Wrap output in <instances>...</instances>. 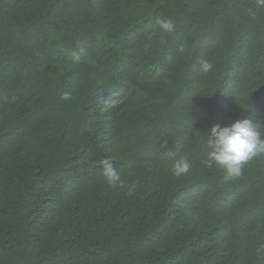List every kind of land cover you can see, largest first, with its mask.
<instances>
[{
	"label": "trees",
	"instance_id": "obj_1",
	"mask_svg": "<svg viewBox=\"0 0 264 264\" xmlns=\"http://www.w3.org/2000/svg\"><path fill=\"white\" fill-rule=\"evenodd\" d=\"M241 117L264 138L257 0H0V264H264V153L202 163Z\"/></svg>",
	"mask_w": 264,
	"mask_h": 264
},
{
	"label": "clouds",
	"instance_id": "obj_2",
	"mask_svg": "<svg viewBox=\"0 0 264 264\" xmlns=\"http://www.w3.org/2000/svg\"><path fill=\"white\" fill-rule=\"evenodd\" d=\"M259 6H264V0H257ZM156 24L164 32H173L175 26L170 19L158 18ZM200 72L207 74L213 68L211 62L200 59ZM64 99H70V94L65 93ZM113 99V98H112ZM114 100V99H113ZM260 125L249 118H238L231 124L221 126L213 125L205 133L207 134L206 145L209 151L206 159L202 162L206 167L211 168L218 165L223 168L226 178H235L241 175L243 166L253 157L264 153V138L260 132ZM103 175L107 183L115 188H127L128 194H132L135 185H126L115 168V162L111 157L101 161ZM191 163L187 159H180L173 164V174L180 176L186 174ZM264 250V246H262Z\"/></svg>",
	"mask_w": 264,
	"mask_h": 264
}]
</instances>
